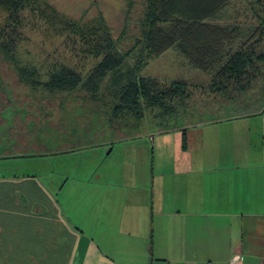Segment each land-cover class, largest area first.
<instances>
[{
    "label": "crops",
    "instance_id": "0c3cea01",
    "mask_svg": "<svg viewBox=\"0 0 264 264\" xmlns=\"http://www.w3.org/2000/svg\"><path fill=\"white\" fill-rule=\"evenodd\" d=\"M215 101L219 114L128 139L132 157L1 175L0 264H262L264 109Z\"/></svg>",
    "mask_w": 264,
    "mask_h": 264
},
{
    "label": "rangeland",
    "instance_id": "374dc122",
    "mask_svg": "<svg viewBox=\"0 0 264 264\" xmlns=\"http://www.w3.org/2000/svg\"><path fill=\"white\" fill-rule=\"evenodd\" d=\"M130 1L136 6L140 4L139 0H17V6L12 7L0 0V56L4 58V65L46 94L55 92L58 95H69L62 107L60 120L66 122L65 129L70 132L60 133L63 127L58 122L55 128L52 127L50 135L46 129L38 137L49 149L56 147L53 144L55 138L58 143L63 144L60 148H78V152L64 153V156L56 154L21 158L19 163L24 168L14 167L9 172L0 170V176L28 174L39 170V167L53 170L57 167L55 164L62 159L68 164L86 161L89 168H95L100 157L105 159V154L111 161L119 152H124L126 158L128 155L132 157L136 145L133 140L121 142L116 148L113 147V142L120 137H145L148 136L147 132L157 129L153 115L142 122L127 113L125 120L112 122L108 112L112 103L92 97L88 90H83L84 87L73 92L69 89H50L58 86V79L52 78L53 73L66 67L74 68L82 77L92 71L95 61L106 52L104 48L109 44L107 39H118L119 47L123 42L125 44V37H120V31L126 23ZM217 18L228 20L232 24L242 23L240 28L246 33L247 27L243 25L247 22H255V19L260 18L264 24V0H228ZM107 26L110 34L104 40L103 31ZM261 41L264 44V37ZM146 60L151 63L149 70L153 75L163 74L162 77H165L164 74L174 72L190 76L192 73L189 58L180 49L171 48L159 57L150 54ZM187 91L188 96L174 102L177 107L175 112L157 116L158 120L168 122L167 126L170 127L167 128L184 125L178 120V114L187 111L210 117L219 114L214 111L215 105H218L214 98L217 92L208 86L190 87ZM249 107L250 110L256 109L258 101ZM237 111L244 113L241 106ZM191 114L193 113L189 115ZM89 151L91 154H83ZM137 154L138 160L140 158L144 163L151 164L154 160L151 152ZM155 154L158 160V152ZM9 163L13 164V161Z\"/></svg>",
    "mask_w": 264,
    "mask_h": 264
},
{
    "label": "trees",
    "instance_id": "16d2710c",
    "mask_svg": "<svg viewBox=\"0 0 264 264\" xmlns=\"http://www.w3.org/2000/svg\"><path fill=\"white\" fill-rule=\"evenodd\" d=\"M16 1L2 3L15 7ZM139 2L138 6L133 1L128 4L126 23L120 31L125 44L119 47L118 39H107L106 52L95 61L92 71L82 77L74 68L66 67L53 73L58 86L50 89L73 92L84 87L92 97L112 103L108 109L112 122L125 120L127 113L142 122L153 115L157 127L153 134L168 130V122L157 116L175 112L174 102L188 96L190 87H210L218 93L215 99L231 103L234 113L240 106L246 114L264 109V24L260 18L243 25L247 27L245 33L240 28L242 23L217 18L228 0ZM109 31L107 26L104 40ZM171 48L180 49L189 58L192 75L151 74L148 55L159 57ZM257 101L258 107L250 110ZM190 113L195 112L178 114L185 119L181 122L190 123ZM141 136L120 137L113 143Z\"/></svg>",
    "mask_w": 264,
    "mask_h": 264
},
{
    "label": "flooded vegetation",
    "instance_id": "af4514ba",
    "mask_svg": "<svg viewBox=\"0 0 264 264\" xmlns=\"http://www.w3.org/2000/svg\"><path fill=\"white\" fill-rule=\"evenodd\" d=\"M68 98L67 94L42 92L5 66L4 58L0 56V170L9 172L14 167L24 168L19 163L21 158L78 151V148H60L63 144L58 143L56 138L53 140L56 147L49 149L38 137L46 129L50 135L52 127L55 128L58 122L63 127L60 133L70 132L65 129L66 122L60 120L62 107Z\"/></svg>",
    "mask_w": 264,
    "mask_h": 264
},
{
    "label": "built area",
    "instance_id": "2783aa9c",
    "mask_svg": "<svg viewBox=\"0 0 264 264\" xmlns=\"http://www.w3.org/2000/svg\"><path fill=\"white\" fill-rule=\"evenodd\" d=\"M262 264H264V260L262 261Z\"/></svg>",
    "mask_w": 264,
    "mask_h": 264
}]
</instances>
